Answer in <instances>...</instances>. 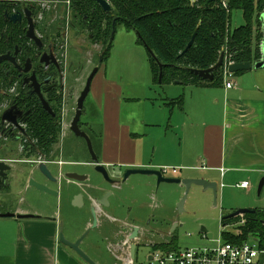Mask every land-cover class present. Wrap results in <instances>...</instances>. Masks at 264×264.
<instances>
[{
	"label": "crops",
	"instance_id": "0c3cea01",
	"mask_svg": "<svg viewBox=\"0 0 264 264\" xmlns=\"http://www.w3.org/2000/svg\"><path fill=\"white\" fill-rule=\"evenodd\" d=\"M195 1L191 0V2ZM263 14L264 11L260 14L261 23ZM257 32L254 26L255 35ZM253 45H256V40H253ZM259 49L261 53V43ZM80 76H82L81 72ZM232 79L236 86L230 89H225L224 83L220 87H193L197 90L192 93L195 97H184V102L182 101V104L177 107L170 106L172 101L162 100L163 106L158 107L159 111L165 110L168 120L175 117V112L179 118L176 127L181 140L177 147L172 141L165 140V129L163 142L156 140L153 146L147 145L146 137L151 135L147 133L148 128L161 129V125L148 124L149 121H146L144 117L139 118L135 113L126 115L125 120L123 118L112 120V123L106 121L99 132H94L93 126L87 123L82 124V130L94 144L98 163L107 169H161L163 166L167 169L178 168L185 171L177 176L181 179L204 178L216 182L221 189L236 187L250 191L251 184L247 189L237 186L251 178L262 179L264 177V68L251 69L248 72L234 75ZM113 84L107 79V74H104L96 86L90 90L92 91V102L101 103V98L105 96L104 107L108 108V97L117 93ZM174 85H179V83H174ZM168 126H170V121ZM166 130L170 131L168 128ZM78 140L80 141L74 135L67 133L62 142L63 146L59 143V152L62 156L68 157V161L71 159L78 161L73 155L85 153L86 156L79 158L78 162L91 164L87 149L82 150ZM77 173L87 175L89 179L83 184H77L81 188L91 189L94 182L101 181L100 175L94 171L93 166H87ZM26 188L24 186L22 191ZM176 188L178 196L175 198L173 208L171 203H165V199L162 198H155V202H160V206L152 209L153 205L150 204L153 210L151 217L154 221L162 218L163 221L173 226L172 229L167 228L164 232L165 237L170 238L165 241V244L173 239L172 236L179 225V214L175 205L180 201L184 189L180 186ZM37 194L38 198L50 202L49 208H38L32 204L25 208L15 204L9 205V213H34L41 219L10 218L11 223L9 224L16 228L15 242L10 247L11 252L0 253V264H85L72 250L59 243L60 225L63 226L64 237L70 242L76 241L89 229L80 247H86L89 252L85 253L92 255L90 257L96 264H106L98 253L97 246H101V242L105 239L111 249L115 247L118 226L114 219H118L119 213L102 210L95 205L97 225L93 228L88 207L81 201H72L71 197L63 201L43 193ZM31 197L35 196L32 194ZM135 199L138 201V197ZM109 202L112 204L113 200ZM134 209L124 215L125 221L136 222L137 225L143 224L149 213L134 211ZM165 210H168L166 214ZM231 212L235 211L230 210L228 213ZM75 216H81V218L75 223V228L70 230ZM115 254L116 251L112 250L111 256H116ZM257 264H264V252L260 254Z\"/></svg>",
	"mask_w": 264,
	"mask_h": 264
},
{
	"label": "flooded vegetation",
	"instance_id": "af4514ba",
	"mask_svg": "<svg viewBox=\"0 0 264 264\" xmlns=\"http://www.w3.org/2000/svg\"><path fill=\"white\" fill-rule=\"evenodd\" d=\"M66 4L68 5V15L71 17L67 18L66 16L65 19V17L59 18L58 16L57 0H0V59H2L0 61V215L9 213L10 199L14 198L17 201L15 205L25 208L29 205L26 204L27 195L30 198L32 195L30 193H33L35 197L38 195V192L28 187L30 179L55 189L48 180L37 174L39 163L45 164L47 172L53 178L57 176L59 169L64 171L66 164H81L83 165L82 169L91 166L78 161H68L69 158L67 157V159L59 152V143L63 146L62 142L66 137L67 129L62 130L61 128V113L65 110L69 114L66 104L67 95L64 97L65 76L68 72L65 71V68L68 67L65 44L68 31L76 30L74 23L81 25L82 30L87 33V35L82 33L81 37L85 38L86 36L92 44V35L85 23L74 18L71 0H67ZM101 11L104 12L102 9ZM14 16L17 18L11 21ZM70 68H72L71 65L68 70ZM75 76V79L80 76V67ZM26 80L28 81L26 82ZM37 85L39 93L51 109L52 115L42 108L39 96L35 92ZM58 97H61L62 102L59 113H55L52 107L57 108ZM39 107L52 119L57 116L61 128L58 140L52 145L48 155L36 150V141L28 135L27 121ZM9 109H13V113L18 117V127L13 123L1 121L2 115ZM82 127V124L79 125L81 131H83ZM67 132L73 135L69 131V126ZM128 169L135 168H114L112 171L107 169L109 177L117 181L114 186L120 191L118 196L120 208L116 211L119 213L118 219H114L118 226L117 237L120 239L118 241L117 238L115 247L112 249L107 245L105 239L101 245H105V249L110 253L112 250L119 253L116 258L120 264H137V255L140 250L147 253L146 260L149 263L153 253L165 252V234L162 229H158L164 225V221L162 218L154 221L151 217L153 216L152 209L160 206V202L156 203L155 198L161 199L157 194L160 193L164 185L156 186L155 180L150 177L146 178H150L151 181L144 183L132 180L134 177H129L124 183H119L122 182L123 174ZM151 170L158 171L164 177L161 169ZM24 186L27 188L22 191ZM88 191L89 188L84 189V187L77 186V194H86ZM152 191H154V196L156 195L155 198L152 197L154 203H147L143 198H138L136 201L134 193L143 194L152 193ZM34 201L31 199L32 204ZM86 202L87 199L84 196L82 204L87 206ZM131 209L145 213L149 210L152 214L149 213L141 225H137L136 222L128 223L125 221L124 215L127 212L130 213ZM59 227L63 232V226ZM134 228H138L139 232L137 238L132 242L135 244V254L132 259L128 237Z\"/></svg>",
	"mask_w": 264,
	"mask_h": 264
},
{
	"label": "rangeland",
	"instance_id": "374dc122",
	"mask_svg": "<svg viewBox=\"0 0 264 264\" xmlns=\"http://www.w3.org/2000/svg\"><path fill=\"white\" fill-rule=\"evenodd\" d=\"M57 1V11L59 18L65 17L66 19V16L67 18L71 17L68 15V5L66 4L67 0ZM243 22L244 21L242 19L241 12L238 10H233L229 19L230 30H233L234 28L243 24ZM74 25L76 26V30L70 29V31H68L67 41L65 44L66 64L68 67L70 65L72 66V68L69 70L68 67H64L65 71H68L67 75L65 76L64 89V97L67 95L68 100L66 101V104L69 110L66 123L69 125L74 116L76 101L84 87L86 79L93 69L97 68L98 71L91 82L90 90L92 87L94 88L96 86L97 82L104 74H107V79L114 83L113 87L117 93L108 97L109 107L106 108L104 107L105 96L101 98V103L104 101L102 104L94 103L92 102V91H89V94L87 95L83 104L80 124L87 123L88 125H92L93 131L99 132L100 128L104 127L106 121L112 123V120H122L121 118L125 120L126 115L135 113L136 116H139V118L144 117L146 121H149L148 124L155 123L156 125H161V129L148 128L147 133L151 135L146 137L147 139L145 138L147 145L153 146L156 140H161L163 142V131L165 129V140L172 141L173 145L177 147L181 140V137L177 134L176 125L179 122V118H177V112H175V117L173 119L168 120V116H165V110L160 112L158 107L163 106L162 100L165 99L167 101L182 99L184 102V97L186 96L187 98L195 97V94L192 93H194L193 91L197 90H194L193 87L188 88L174 84L161 86L155 82L151 76L148 62L149 55L146 49L143 45L137 43V35L133 31H126L123 25H117L115 28L110 55L104 64L99 63V45L91 44L86 36L85 38L81 37L82 33L87 35L86 31L82 30V27L79 23H74ZM254 25L255 19L253 20V30ZM257 30L259 33L258 28ZM79 67L82 76H78V79H75V75ZM152 106H154V108ZM177 106L178 105H176V107ZM167 121H170V126H168ZM166 128H168L170 131H167ZM67 130L68 127L66 129V134L68 133ZM79 142L81 143L79 144L82 150H86V145L84 142L81 139ZM91 145L93 153L96 154L92 141ZM83 156H86V154L84 153L80 155H74L75 159L78 161L80 160L79 158H83ZM69 161H74V159ZM162 168H165V166L161 167V169ZM66 169L77 172L82 171V168L73 166H68ZM113 169L114 168H109L110 171ZM173 169L175 170V174H172ZM179 170L180 169L178 168H170L169 170L165 171L164 177L178 179L177 176L185 172ZM132 180L144 183L147 181V178L134 177ZM260 180V178H251L246 181L248 184H251L250 191L237 189L236 187H225L224 189H221L218 184L216 192V206L213 205V194L211 191H203V189L200 187L191 186L183 205V211L178 215L179 225L172 236L176 241L178 249L211 247L217 240L221 238V216L230 214L228 213L230 210H264V186L261 190V193L259 195L257 194V187ZM177 191L178 189L175 185H165L162 187L160 193L157 194V196L159 198L165 199V203H171L173 208L175 198L178 196L176 194ZM153 192L154 191H152V193L146 192L143 194H134L136 195L135 197H138L139 199L143 198V200L147 203H154L152 202V197L155 198L156 195L154 196ZM38 197L39 196L37 195L35 198H30V196L27 195L26 204H32L31 199H33L35 200L32 204L33 206L38 208L50 207V205L48 207L41 205L42 199ZM10 203L17 204V201H15L13 198L10 199ZM177 204L175 205L176 211ZM167 211L168 210H165V214ZM146 212L151 213L149 210ZM9 223H11L10 218H0V249L2 250L0 253L11 252L10 247L12 243L15 242L16 228ZM242 225L243 222L241 221L238 226ZM172 227V224L165 222L164 220V225L158 227V229H162V231L165 232L167 228L172 229ZM202 229H204L206 232L203 233ZM226 230L233 235L239 234V230L236 225L229 227ZM62 234L64 236V232H62ZM202 236L205 238H202ZM169 239L170 238L168 236L165 237V241ZM80 246L82 245L80 244ZM105 247V245H99L97 246V251L101 255L102 259L106 261V264H120L116 258L118 257L119 253H116V256H111V253L108 252ZM80 249L89 259L92 258L90 257L92 255L85 253L89 252L86 247L83 246L80 247ZM146 256L147 253L140 250L139 254L137 255V264H149L146 260Z\"/></svg>",
	"mask_w": 264,
	"mask_h": 264
},
{
	"label": "trees",
	"instance_id": "16d2710c",
	"mask_svg": "<svg viewBox=\"0 0 264 264\" xmlns=\"http://www.w3.org/2000/svg\"><path fill=\"white\" fill-rule=\"evenodd\" d=\"M104 1L111 7L109 13L102 12L94 0H71L74 18L85 23L92 35V44L100 46V64L109 58L117 25H123L128 32L133 31L139 36L137 43L145 44L151 50L155 58L148 54L151 76L161 86L178 82L183 87H220L223 84L222 69L212 73L211 82L198 78L190 70L209 69L217 62L222 51L227 61L233 64H254L261 58L259 44L263 35L259 18L264 11V0ZM223 1L227 9L222 7ZM233 10L242 13L244 24L230 30L229 19ZM254 19V26L256 30L259 29L256 35ZM194 34L192 46L179 57ZM253 40H256L255 46ZM156 62L161 65L160 79ZM238 74L241 73L235 75ZM182 101L176 99L170 106H180ZM61 102V97H58L57 108L52 107L55 113H59ZM27 126L29 137L37 143L36 150L48 155L61 132L58 117L52 119L39 107L28 119ZM228 215L220 218L222 240L231 244L257 241L258 249L264 252V210H252L234 218H228ZM241 221L243 225L238 226ZM235 225L239 230L238 235L226 230ZM177 250L174 239L165 244V252Z\"/></svg>",
	"mask_w": 264,
	"mask_h": 264
},
{
	"label": "water",
	"instance_id": "95a60500",
	"mask_svg": "<svg viewBox=\"0 0 264 264\" xmlns=\"http://www.w3.org/2000/svg\"><path fill=\"white\" fill-rule=\"evenodd\" d=\"M96 5H98L105 13H109L111 11L110 5L104 1V0H94ZM17 17L14 16L12 17L11 21H14ZM261 20H262V42H261V58L259 61H257L254 64L250 63H235L232 64L228 67V72L230 74H237V73H243V72H248L251 69L254 70H260L264 68V14L261 15ZM196 34V33H195ZM195 34L193 35L192 39L190 42L187 44L186 48L184 51L179 55V57L183 56L188 49L193 44V39L195 37ZM137 35V34H136ZM137 38L139 36L137 35ZM144 48L146 49L147 53L154 58L153 53L151 50L143 44ZM155 59V58H154ZM2 59H0L1 61ZM223 60H224V52H220L219 57L217 62L210 67L207 70H196V69H191L190 72L193 73L195 76L198 78L204 80V81H209L211 82L213 80V75L212 73L218 69H221L223 66ZM158 63V62H156ZM159 66V79L161 78V65L158 63ZM60 68V67H59ZM98 69L95 68L93 71L90 73L88 78L86 79L85 85L82 89V91L79 94V97L76 101L75 105V110H74V116L69 124V131L76 137L80 138L85 142L86 148L88 150V153L91 157L92 163L90 164L91 166L94 167V171L100 175L101 181L94 182L92 185V188L89 189V191L85 193H78L77 194V184H82L88 181L87 175L83 174H78L75 171H68L69 169H64L58 170L57 176L54 178L51 177V175L47 172L45 164L44 163H39L38 169H37V174L43 178L49 181L50 184H52L55 189L48 187L45 184L37 183L33 181V179L29 180V185L28 187L34 189L38 193H43L45 195L51 196L58 198L60 200H65L69 197L72 198V201H81L83 202L84 196H86L87 199V206L89 208V214L92 218V227L95 228L97 224V209L95 205H97L100 209L106 210V211H117L118 208V201H119V194L120 191L118 188H116L114 185L117 184V181L111 179L108 174V170L105 166L101 165L98 163L97 158L95 154L93 153L92 150V145L89 136L80 130L79 128V122L80 118L82 115L83 111V104L84 101L89 94L90 91V86L91 82L96 75ZM59 75L61 77V71L59 69ZM28 80H26L27 82ZM175 84H178V82H175ZM32 87V85H30ZM36 94L39 96V99L41 101L42 108L50 115H52L51 109L49 108L48 104L45 102V100L42 98V96L39 93V87L38 85L35 88ZM17 119L18 117L16 116L15 113H13V109H9L4 112V114L1 117V121H7L10 123L15 124L18 127L17 124ZM68 166H73V167H83V165H78V164H66L65 167ZM64 172V173H62ZM150 177L155 180L156 186L160 185H176L180 186L184 189V194L182 198L180 199L179 203L177 204V213L180 214L183 211V205L185 203V200L187 198V193L191 186H197L203 189V191H211L213 194V205L216 206V192L218 185L216 182L210 181L208 179L204 178H198V177H193V178H165L163 177L158 171L156 170H151V169H128L125 171L123 174V180L122 182L119 183H124L126 179L129 177ZM264 186V177L260 180L258 187H257V194L259 195L261 193V190ZM113 200L112 204L109 202V200ZM50 202L41 200V205L48 207ZM252 210H236L235 212L229 214L227 217L228 218H234V217H239L243 216L246 213H251ZM0 218H14L17 220H38L41 219L40 216L38 215H32V214H19V213H6L4 215H0ZM81 218V216H75L74 217V222L70 227V230H73L76 226V222L78 219ZM139 229L134 228L133 232L131 235L128 237V241H130V254L131 258H134L135 254V244L132 243L134 240L137 238ZM205 231L203 230V233ZM89 233V229H87L76 241L70 242L67 241L63 234L62 230L59 227L58 229V241L60 244L64 245L65 247L69 248L72 250L80 260H82L85 264H96L93 262L91 259H89L80 249V244L83 241V239L87 236ZM257 242V241H256ZM151 260V259H150ZM149 260V261H150Z\"/></svg>",
	"mask_w": 264,
	"mask_h": 264
},
{
	"label": "built area",
	"instance_id": "2783aa9c",
	"mask_svg": "<svg viewBox=\"0 0 264 264\" xmlns=\"http://www.w3.org/2000/svg\"><path fill=\"white\" fill-rule=\"evenodd\" d=\"M222 7L227 9L226 2H222ZM225 54V53H224ZM233 63L228 62L226 57L223 60V83L225 89L235 87L232 81L233 74L228 72V67ZM67 112L61 113V128L65 130L69 125L66 123ZM169 169L162 168L161 172ZM175 173V170H172ZM238 188L247 189L249 184L243 182ZM221 236V230H220ZM202 238H205L202 236ZM263 252L258 249L255 241H249L242 244H231L224 242L222 238L217 240L211 247H194L178 249L177 251L155 252L151 255L149 264H257V260Z\"/></svg>",
	"mask_w": 264,
	"mask_h": 264
}]
</instances>
